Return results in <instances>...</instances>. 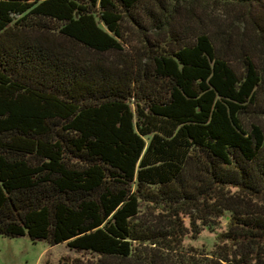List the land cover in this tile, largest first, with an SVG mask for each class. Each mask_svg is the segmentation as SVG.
I'll return each instance as SVG.
<instances>
[{
  "label": "trees",
  "instance_id": "obj_1",
  "mask_svg": "<svg viewBox=\"0 0 264 264\" xmlns=\"http://www.w3.org/2000/svg\"><path fill=\"white\" fill-rule=\"evenodd\" d=\"M140 1L0 0V234L97 255L61 264H264L253 55L236 69L206 31L118 63L67 45L121 54ZM226 214L214 254L182 250L184 217L195 237Z\"/></svg>",
  "mask_w": 264,
  "mask_h": 264
},
{
  "label": "rangeland",
  "instance_id": "obj_2",
  "mask_svg": "<svg viewBox=\"0 0 264 264\" xmlns=\"http://www.w3.org/2000/svg\"><path fill=\"white\" fill-rule=\"evenodd\" d=\"M132 14L133 17L126 16L122 21L124 50L121 54L98 55L66 44L86 59L103 58L118 63L122 58L143 56L147 40L162 44L172 32L194 36L199 31H206L216 48L236 69H242L243 53L252 54L258 66L264 68V0H141ZM242 118L246 128L254 123L264 130V114L244 115ZM230 193L237 195L233 188ZM157 218V214L142 211L141 219L145 222ZM183 220L187 233L182 239V250L214 254L219 244L216 235L227 230V214L207 219L195 237L194 225L187 217ZM64 258L66 261L75 258L95 260L97 255L71 250L66 243L50 246L45 241H33L27 235L0 234V264H61Z\"/></svg>",
  "mask_w": 264,
  "mask_h": 264
}]
</instances>
